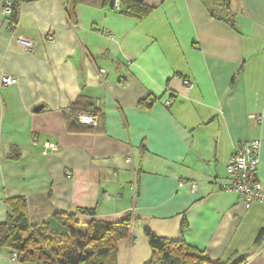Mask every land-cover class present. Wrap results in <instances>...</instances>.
Wrapping results in <instances>:
<instances>
[{
  "label": "crops",
  "instance_id": "obj_1",
  "mask_svg": "<svg viewBox=\"0 0 264 264\" xmlns=\"http://www.w3.org/2000/svg\"><path fill=\"white\" fill-rule=\"evenodd\" d=\"M135 1L151 11L25 0L14 31L0 2V223L18 208L23 224L53 231L66 228L60 215L131 217L117 264L152 259L147 231L214 262L264 264V203L223 189L230 156L254 139L264 186V0H231L234 27L215 0ZM79 100L97 126L78 123ZM10 254L1 248L0 264H36Z\"/></svg>",
  "mask_w": 264,
  "mask_h": 264
},
{
  "label": "trees",
  "instance_id": "obj_2",
  "mask_svg": "<svg viewBox=\"0 0 264 264\" xmlns=\"http://www.w3.org/2000/svg\"><path fill=\"white\" fill-rule=\"evenodd\" d=\"M14 1L17 2V6L9 16L10 20H15L16 11L25 0ZM215 1L220 6L221 19L234 27L235 19L230 10L231 0ZM119 2V9L126 14L144 16L151 11V8L144 5L142 1L119 0ZM80 103H82L81 100L74 104L78 113L77 118L82 112H90L83 111L84 109L79 107ZM18 211L0 223V249L9 248L11 252H16L21 262L117 264L118 241L134 236L131 217L118 222L92 220L80 223L74 215H60L66 228L63 231H53L45 223L23 224L21 219L24 212L19 208ZM82 212L94 214V211L89 209H84ZM147 235L153 248V256L146 264H228L208 259L184 241L167 240L155 236L150 231H147ZM243 260L238 259L232 264H242Z\"/></svg>",
  "mask_w": 264,
  "mask_h": 264
},
{
  "label": "built area",
  "instance_id": "obj_3",
  "mask_svg": "<svg viewBox=\"0 0 264 264\" xmlns=\"http://www.w3.org/2000/svg\"><path fill=\"white\" fill-rule=\"evenodd\" d=\"M0 2L2 4V14L7 23V28L14 31L17 27V22L15 20H10L9 16L12 14L14 7L17 6V2L14 0H0ZM115 6L120 8L119 0H115ZM17 40L27 52H32L34 46L33 41L21 36L17 37ZM47 41L54 42L56 38L54 35H48ZM1 79L2 85H14L18 82V79L10 74H4ZM184 83L189 88L193 86V83L189 80H185ZM172 104V98L167 97L164 100V105L166 107H170ZM258 117L260 118V116ZM77 119L80 123L91 126H97L99 123L98 118L89 113L80 114ZM45 144L46 148L55 149V145L51 141H47ZM260 145V141L255 139L243 141L237 145L226 166L229 184L223 185V189L235 191L239 195H242L247 206H250L251 203L255 201L264 203V186L258 176ZM66 175L68 178L72 177V173L69 171ZM193 188L195 190L198 189L197 184H194ZM133 189H135V187H133ZM10 258L12 260H18V254L16 252H11Z\"/></svg>",
  "mask_w": 264,
  "mask_h": 264
},
{
  "label": "water",
  "instance_id": "obj_4",
  "mask_svg": "<svg viewBox=\"0 0 264 264\" xmlns=\"http://www.w3.org/2000/svg\"><path fill=\"white\" fill-rule=\"evenodd\" d=\"M110 5L114 6L115 5V0H110Z\"/></svg>",
  "mask_w": 264,
  "mask_h": 264
},
{
  "label": "rangeland",
  "instance_id": "obj_5",
  "mask_svg": "<svg viewBox=\"0 0 264 264\" xmlns=\"http://www.w3.org/2000/svg\"><path fill=\"white\" fill-rule=\"evenodd\" d=\"M219 7V9H220V6H218ZM233 263V262H232Z\"/></svg>",
  "mask_w": 264,
  "mask_h": 264
}]
</instances>
